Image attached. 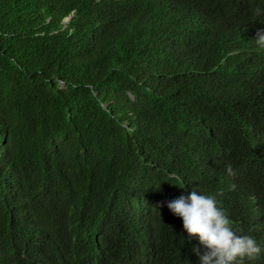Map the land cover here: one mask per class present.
I'll use <instances>...</instances> for the list:
<instances>
[{
  "label": "trees",
  "instance_id": "trees-1",
  "mask_svg": "<svg viewBox=\"0 0 264 264\" xmlns=\"http://www.w3.org/2000/svg\"><path fill=\"white\" fill-rule=\"evenodd\" d=\"M243 12L0 0V264H199L167 207L192 190L264 248L237 201L264 200V50Z\"/></svg>",
  "mask_w": 264,
  "mask_h": 264
},
{
  "label": "clouds",
  "instance_id": "clouds-1",
  "mask_svg": "<svg viewBox=\"0 0 264 264\" xmlns=\"http://www.w3.org/2000/svg\"><path fill=\"white\" fill-rule=\"evenodd\" d=\"M237 1L239 9L244 11L240 21L247 33L246 41L254 42L258 49L264 50V0ZM225 171L230 177L236 175L231 164L226 166ZM235 187L231 185L232 190ZM218 195L192 190L187 196L181 195L167 202L172 214L182 219L183 229L188 236L198 238L199 245L203 246V254L199 247L193 248L199 264H247V261L264 256V248L254 237L238 234L233 229L229 211L223 208ZM237 201L244 223L263 222L264 200L261 196H238ZM154 263L149 261V264Z\"/></svg>",
  "mask_w": 264,
  "mask_h": 264
},
{
  "label": "rangeland",
  "instance_id": "rangeland-1",
  "mask_svg": "<svg viewBox=\"0 0 264 264\" xmlns=\"http://www.w3.org/2000/svg\"><path fill=\"white\" fill-rule=\"evenodd\" d=\"M69 19H65V21H68Z\"/></svg>",
  "mask_w": 264,
  "mask_h": 264
}]
</instances>
